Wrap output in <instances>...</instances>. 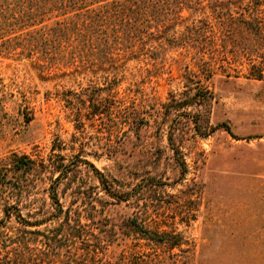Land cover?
I'll return each mask as SVG.
<instances>
[{
  "label": "rangeland",
  "instance_id": "374dc122",
  "mask_svg": "<svg viewBox=\"0 0 264 264\" xmlns=\"http://www.w3.org/2000/svg\"><path fill=\"white\" fill-rule=\"evenodd\" d=\"M183 17L179 31L198 16ZM224 33L231 46L217 44L214 53H237L209 62V73L195 59L203 51L209 60L211 32L187 34L193 43L184 47L165 42L161 52L135 54L116 70L63 72L0 56V172L7 178L0 184V264L12 260L13 251H6L17 236L35 250L43 236L62 232L53 192L82 236L62 240L60 254L34 264H64L71 255L82 264H264V80L252 75L264 77V34L258 53L244 56L247 34ZM187 72L213 97L193 103L194 89L187 93L182 77ZM169 137L185 160L182 177ZM14 155L28 156L34 170L16 171ZM99 174L119 198L104 192ZM191 180L196 193L186 200L180 190ZM131 217L154 229L174 227L186 240L184 251L125 236L121 228Z\"/></svg>",
  "mask_w": 264,
  "mask_h": 264
},
{
  "label": "trees",
  "instance_id": "16d2710c",
  "mask_svg": "<svg viewBox=\"0 0 264 264\" xmlns=\"http://www.w3.org/2000/svg\"><path fill=\"white\" fill-rule=\"evenodd\" d=\"M184 12H190L198 17L191 19L190 23L179 31L175 29V25L184 20ZM176 32H187L188 35L191 32L212 33L210 40L213 52L210 53L209 60H204L203 51L197 52L195 59V65L199 68L205 67L209 73L211 67L209 62H214L216 58L220 60V56L226 60V54L237 53L229 50L230 48L225 54L220 53V56L214 53V50L219 48L217 44L220 48L231 46L230 42L227 44L225 40L227 34L224 32L233 34L245 32L249 37L250 48L242 46L241 54L247 56L249 53L251 55L252 51L258 53L257 41L264 34V0H0V56L27 58L43 69H58L64 72L68 68L85 66L116 70L119 62L135 54L140 56L157 50L161 52L165 42L172 48L193 43L187 34L178 35ZM160 36L161 39L157 41L156 46L149 44L152 37ZM261 63L259 60L257 64H251V67L257 68ZM190 74L187 72L182 77L187 87L185 91L188 93L194 89L191 94L193 103L202 104L212 98L213 92L207 86H203L199 78L196 80L190 78ZM252 75L255 79L264 80L260 71ZM175 107H179L178 104L170 107V111ZM223 127L229 131L228 127ZM197 131L202 136L207 134L206 130ZM169 144L182 177L186 173L182 152L173 146L171 137ZM12 167L16 171L30 172L34 170V162L26 155H14ZM59 178L60 175L54 184ZM97 178L107 195L119 198L113 192L111 184L101 174ZM6 179V174L0 172V184L5 183ZM183 187L180 193L184 199L187 198L186 200L196 193V184L193 180L191 185ZM123 197L121 199L125 200ZM50 199L56 210L54 216L59 220L58 226L62 228L60 230L62 232L51 238L43 236L45 239L43 246L35 250L27 246V238L24 235L17 236L11 242L13 246L11 250L6 251L14 253L12 260L6 264H34L42 255L57 256L64 249L61 246L62 240L74 241L82 236L76 224H70L74 220H71L68 210H63L59 205L55 192L50 195ZM12 207L15 209V206ZM4 213L7 217L15 215L14 212ZM15 216L20 217L18 212ZM123 223L121 233L125 236L132 235L149 244L168 249L178 248L180 251H184L182 245H187L182 233L172 226H169V230L154 229L136 217L128 218ZM38 224H41V220L36 222L25 220V225L28 226ZM1 238L0 251L1 242L5 239L3 235ZM261 243L263 245L264 241ZM247 245L249 244L244 243L241 246ZM246 252L249 253L248 250ZM88 253L89 250H86L81 256ZM66 257L64 264L77 262L82 264L80 256Z\"/></svg>",
  "mask_w": 264,
  "mask_h": 264
}]
</instances>
